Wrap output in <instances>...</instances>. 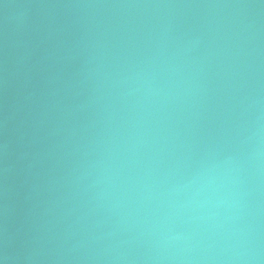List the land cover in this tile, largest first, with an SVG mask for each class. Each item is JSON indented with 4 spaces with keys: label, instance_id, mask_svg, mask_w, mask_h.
<instances>
[{
    "label": "water",
    "instance_id": "1",
    "mask_svg": "<svg viewBox=\"0 0 264 264\" xmlns=\"http://www.w3.org/2000/svg\"><path fill=\"white\" fill-rule=\"evenodd\" d=\"M0 264H264V0H0Z\"/></svg>",
    "mask_w": 264,
    "mask_h": 264
}]
</instances>
